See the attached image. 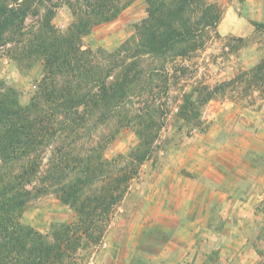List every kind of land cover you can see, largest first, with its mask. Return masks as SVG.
Wrapping results in <instances>:
<instances>
[{"label":"trees","instance_id":"obj_1","mask_svg":"<svg viewBox=\"0 0 264 264\" xmlns=\"http://www.w3.org/2000/svg\"><path fill=\"white\" fill-rule=\"evenodd\" d=\"M131 1L69 0L75 21L62 33L51 0H0V47L11 46L8 55L21 71L44 65L26 106L0 80V264H73L79 250L101 243L155 153L168 115L163 98L184 74L179 63L204 48L203 34L222 16L210 0H145L147 19L115 52L84 50L83 37ZM253 26L264 31V23ZM244 78L264 88V60L236 81ZM183 102L188 118L184 105L192 104L185 96ZM126 127L139 137L137 148L107 159L106 147ZM50 194L77 219L48 240L21 219L30 202Z\"/></svg>","mask_w":264,"mask_h":264},{"label":"rangeland","instance_id":"obj_2","mask_svg":"<svg viewBox=\"0 0 264 264\" xmlns=\"http://www.w3.org/2000/svg\"><path fill=\"white\" fill-rule=\"evenodd\" d=\"M69 0L57 5L53 24L64 33L74 23ZM220 21L202 36L203 49L179 63L166 100L168 115L155 153L142 166L116 208L100 244L79 250L73 264H264V88L239 79L264 60V0H210ZM245 4H249L247 7ZM148 17L145 0H132L118 16L83 37L84 50L113 53ZM235 18L239 33H219ZM31 16L27 24H33ZM0 47V80L26 106L44 76L43 63L21 71ZM208 90L215 93L206 98ZM184 105L188 118L181 115ZM186 106V107H185ZM140 142L122 128L106 147L112 160ZM76 212L54 195L30 202L21 222L48 240Z\"/></svg>","mask_w":264,"mask_h":264},{"label":"crops","instance_id":"obj_3","mask_svg":"<svg viewBox=\"0 0 264 264\" xmlns=\"http://www.w3.org/2000/svg\"><path fill=\"white\" fill-rule=\"evenodd\" d=\"M248 6L249 4H245V6ZM246 6V7H247ZM226 20L227 19H224L222 23H220L219 25V33L221 35H225L224 31H228V33H233V34H236V33H239L240 31V23L238 21H236L235 18H231V20L233 21V24L231 26H229L227 23H226Z\"/></svg>","mask_w":264,"mask_h":264}]
</instances>
